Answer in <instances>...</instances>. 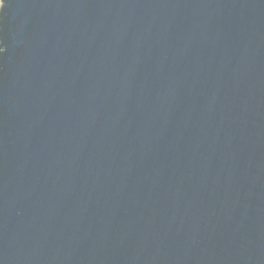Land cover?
<instances>
[{
    "label": "water",
    "instance_id": "95a60500",
    "mask_svg": "<svg viewBox=\"0 0 264 264\" xmlns=\"http://www.w3.org/2000/svg\"><path fill=\"white\" fill-rule=\"evenodd\" d=\"M0 264H264V0H6Z\"/></svg>",
    "mask_w": 264,
    "mask_h": 264
},
{
    "label": "snow or ice",
    "instance_id": "6c2138e0",
    "mask_svg": "<svg viewBox=\"0 0 264 264\" xmlns=\"http://www.w3.org/2000/svg\"><path fill=\"white\" fill-rule=\"evenodd\" d=\"M6 7H7V2H6V0H4L3 10H0V16H2V13ZM2 23H3V19H0V24H2ZM5 51H6V49L3 45V41L0 40V54H3Z\"/></svg>",
    "mask_w": 264,
    "mask_h": 264
},
{
    "label": "clouds",
    "instance_id": "9594fccd",
    "mask_svg": "<svg viewBox=\"0 0 264 264\" xmlns=\"http://www.w3.org/2000/svg\"><path fill=\"white\" fill-rule=\"evenodd\" d=\"M4 0H0V10H3Z\"/></svg>",
    "mask_w": 264,
    "mask_h": 264
}]
</instances>
